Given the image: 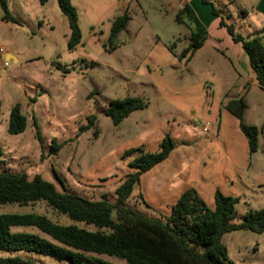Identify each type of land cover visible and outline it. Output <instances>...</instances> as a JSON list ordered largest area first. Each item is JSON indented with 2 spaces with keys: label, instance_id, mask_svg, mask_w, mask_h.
<instances>
[{
  "label": "rangeland",
  "instance_id": "374dc122",
  "mask_svg": "<svg viewBox=\"0 0 264 264\" xmlns=\"http://www.w3.org/2000/svg\"><path fill=\"white\" fill-rule=\"evenodd\" d=\"M231 2L213 0L212 4L216 8L227 4L232 17L226 24L236 34L248 39L264 31L257 13L238 12V0ZM74 3L83 35L74 50L68 49L69 24L57 0H7L18 23L2 20L0 4V48L5 49L0 53V172L25 173L31 179L38 175L62 193L114 204L122 182L138 172L131 163L142 154L159 153L163 138L170 135L174 150L141 176L127 207L162 220L171 214L176 192L189 183L205 177L223 193V176L231 175L240 200L233 224L239 225L249 210L264 209V90L255 76L253 82L239 77L232 59L209 41L193 57H183L191 32L176 23V16L168 14L160 0ZM126 9L128 27L110 43L111 21ZM8 52L18 61L7 60ZM239 96L247 105L245 123L259 130L254 154L238 120L223 106ZM128 97L143 99L146 108L115 126L106 116L110 102ZM16 105L28 122L23 133L11 135L9 118ZM91 116L97 118L96 125L86 130ZM55 145L60 146L57 153L52 151ZM235 165L244 169L242 182ZM26 214L45 215L62 226L75 224L44 202L0 205V215ZM113 219L118 221L116 213ZM11 230L56 244L35 228ZM223 243L234 264H264V233L237 231L226 234ZM6 257L70 264L52 255L0 250V258ZM96 257L128 264L115 257Z\"/></svg>",
  "mask_w": 264,
  "mask_h": 264
},
{
  "label": "trees",
  "instance_id": "16d2710c",
  "mask_svg": "<svg viewBox=\"0 0 264 264\" xmlns=\"http://www.w3.org/2000/svg\"><path fill=\"white\" fill-rule=\"evenodd\" d=\"M47 1V0H42ZM59 8L67 18L70 37L68 49L74 50L81 45L83 35L80 29L77 9L71 0H57ZM203 4L211 5L215 16L220 13L208 0ZM4 12L3 21L18 23L11 15L7 0H0ZM190 7L185 6L177 16L180 24H185V17ZM130 21L129 10L114 19L109 41L115 43L126 31ZM221 26L226 27L237 44H242L249 56L250 66L258 86L264 90V44L263 36L256 33L248 39L236 34L233 26H228L221 18ZM190 45L183 57L201 49L207 41L206 35L192 30ZM146 108L141 98L128 97L110 102L106 116L115 126L132 113ZM224 108L239 122V128L249 145V152L258 151L259 130L244 121L247 109L244 97L229 101ZM97 118H88L89 129L96 125ZM27 118L21 107L16 105L10 114L8 132L11 135L23 133L27 127ZM60 146L55 145L53 152ZM175 148L170 135L163 138L160 151L156 154H142L131 165L138 172L130 174L117 189L116 203L106 199L91 201L70 193H62L41 176L32 179L25 173L0 172V205L18 204L35 205L44 202L57 215L66 216L74 225L62 226L45 215H0V250L9 253L28 252L52 255L70 264H110L96 256L115 257L128 264H234L229 259L228 249L223 243L226 234L237 231L264 233V209L249 210L239 225L233 224L237 218L236 205L239 198L225 196L220 191L215 193L213 208L195 189L186 190L171 214L162 220H153L127 207L134 189L140 184L141 176L165 162ZM116 213L118 221H114ZM84 224L79 227L76 224ZM35 228L41 234L50 237L49 242L40 235L12 233V228ZM88 227H93L89 229ZM0 264H36L21 257L0 258Z\"/></svg>",
  "mask_w": 264,
  "mask_h": 264
},
{
  "label": "crops",
  "instance_id": "0c3cea01",
  "mask_svg": "<svg viewBox=\"0 0 264 264\" xmlns=\"http://www.w3.org/2000/svg\"><path fill=\"white\" fill-rule=\"evenodd\" d=\"M75 1L80 0H71L73 6L76 8ZM114 1V0H113ZM161 7H165L166 10L169 9L170 13L165 11L168 14H173L176 16V23L178 25H182L187 27L188 31L191 32L189 25L191 26L192 30L196 31L201 35L207 36V41L213 45V47L221 52L226 57H230L232 62H234V66L236 72L240 75L239 77L245 76L247 80L253 82L254 80V73L250 66L249 56L244 50L242 44H237L234 42L233 38L229 34L226 27L221 26V18L224 19L225 23H228V18L232 17L231 11L228 9L229 7L227 4L221 3L220 7L216 8L219 11L220 17L215 16L213 13V7L211 5L203 4L202 0H160ZM211 3L213 0H208ZM232 0H229L231 2ZM237 1V0H234ZM232 3V2H231ZM239 5L237 6V11L245 13L248 9H251L255 13H257L261 18L262 27H264V0H238ZM188 5L190 10L185 17V24H180L177 21V16L181 10ZM77 9V8H76ZM127 10V9H126ZM119 11L117 15H115L114 19L122 16L126 11ZM78 12V11H77ZM113 19V20H114ZM113 23V21H111ZM80 24V23H79ZM256 33H260L263 36V44H264V31H257ZM255 33V34H256ZM189 35L186 39L187 42H190ZM234 58V59H233ZM7 60H14L15 62L18 61V58L15 54L8 52L6 54ZM242 72L244 74H242ZM241 96L237 97L240 98ZM245 98V97H244ZM231 101V100H229ZM229 101L225 102L223 106H225ZM217 141L223 146V140L217 139ZM225 151L227 150L226 145H224ZM236 174L240 176V181L242 182V174L244 169L234 166ZM154 170V169H153ZM157 175V174H156ZM174 177V175H171ZM186 178V177H185ZM189 179V178H188ZM224 184L222 185V191L225 196L236 197L237 195L234 193L232 186H235L231 175L223 176ZM195 185L194 188H189L186 186ZM182 190L177 191L176 201L173 203L172 207L176 204L179 200L181 195L188 189H195L200 196L205 200L209 207L213 208L215 205L214 197L215 193L217 192L218 188L214 185L213 182L208 183L205 180V177L198 183H189L186 185ZM249 186V185H248ZM172 210V209H171Z\"/></svg>",
  "mask_w": 264,
  "mask_h": 264
},
{
  "label": "built area",
  "instance_id": "2783aa9c",
  "mask_svg": "<svg viewBox=\"0 0 264 264\" xmlns=\"http://www.w3.org/2000/svg\"><path fill=\"white\" fill-rule=\"evenodd\" d=\"M0 53H5V49L4 48H0ZM9 64L8 63H6V66H8ZM208 130V128L207 127H205L204 128V131H207Z\"/></svg>",
  "mask_w": 264,
  "mask_h": 264
}]
</instances>
